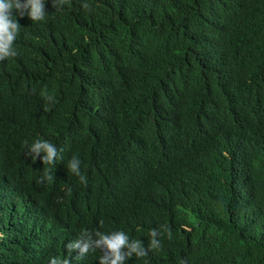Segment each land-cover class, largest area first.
I'll return each mask as SVG.
<instances>
[{
  "label": "trees",
  "instance_id": "1",
  "mask_svg": "<svg viewBox=\"0 0 264 264\" xmlns=\"http://www.w3.org/2000/svg\"><path fill=\"white\" fill-rule=\"evenodd\" d=\"M44 10L0 61V264H99L65 246L154 229L125 264H264V0ZM37 140L54 164L26 158Z\"/></svg>",
  "mask_w": 264,
  "mask_h": 264
},
{
  "label": "clouds",
  "instance_id": "2",
  "mask_svg": "<svg viewBox=\"0 0 264 264\" xmlns=\"http://www.w3.org/2000/svg\"><path fill=\"white\" fill-rule=\"evenodd\" d=\"M67 3V0H52L53 7L59 8ZM88 8V4L83 5ZM15 10L16 19H13ZM44 0H0V61L8 57L17 55L13 45L20 30L17 16L23 18L27 16L32 22H40L45 18ZM52 101V96L45 97ZM57 147L47 140H37L26 152V158L35 161L39 158L43 164H54L58 158ZM80 160L76 156L68 162L67 169L80 178L81 182L86 183V177L81 175ZM45 179L50 180L51 176L41 178V182ZM152 239L147 247L141 240H129L127 234L123 231H116L111 234H103L99 231H84L76 240L69 242L65 247L69 253L78 250V257L83 258L89 252L99 250L102 253L99 257V264H125V261L133 255L136 257H144L149 251L156 250L161 247L160 241L157 239L160 232L152 230L150 233ZM171 238V233H167ZM50 264H69V259L63 261L50 257Z\"/></svg>",
  "mask_w": 264,
  "mask_h": 264
}]
</instances>
